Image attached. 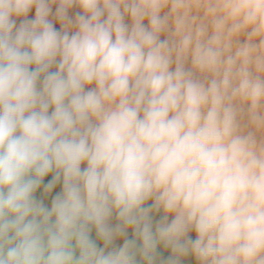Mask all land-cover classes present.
<instances>
[{"label": "clouds", "instance_id": "clouds-1", "mask_svg": "<svg viewBox=\"0 0 264 264\" xmlns=\"http://www.w3.org/2000/svg\"><path fill=\"white\" fill-rule=\"evenodd\" d=\"M188 257L264 264V0H0V264Z\"/></svg>", "mask_w": 264, "mask_h": 264}, {"label": "rangeland", "instance_id": "rangeland-1", "mask_svg": "<svg viewBox=\"0 0 264 264\" xmlns=\"http://www.w3.org/2000/svg\"><path fill=\"white\" fill-rule=\"evenodd\" d=\"M55 10V6H53V11ZM76 11H79V9H73L70 14H74V12ZM35 16V9L33 8L29 14H28V19H33ZM126 22H129L126 20ZM145 24H147V21H145ZM56 27H59L58 24H56ZM161 39H164V36L162 35L161 36ZM151 203V202H149ZM163 215V213H160V214H157L155 216V220H159L160 217ZM171 216L169 217V220H171ZM189 236L192 238V239H195V233L194 232H191L189 233ZM158 253L160 254V256L163 258V259H167V257L170 255V251H166L164 250L162 247L161 248H158ZM182 264H195L194 260L192 257H188V258H185L184 261L182 262Z\"/></svg>", "mask_w": 264, "mask_h": 264}, {"label": "crops", "instance_id": "crops-1", "mask_svg": "<svg viewBox=\"0 0 264 264\" xmlns=\"http://www.w3.org/2000/svg\"><path fill=\"white\" fill-rule=\"evenodd\" d=\"M17 23L19 24V21H17ZM53 70H55V69H53ZM49 178H50V177H49ZM58 191H60V186H59V185H58L57 188L54 190V193H53V194H55V192H58ZM45 203L48 204V206H50V204H51V200H50V198L46 199V200H45ZM110 223L113 224V225H114L115 223H117V221H116V219H115V216H113V218L110 220ZM91 236H92L93 239H96V235H95V230H94V229H93V231H92V233H91ZM128 238H129V239L133 238L132 229H128ZM123 240H124V238H123V237H120V238H117V240H116L114 243H115L116 246H122V244H123ZM97 243H98V245L102 246V242H101V241H98V240H97Z\"/></svg>", "mask_w": 264, "mask_h": 264}]
</instances>
